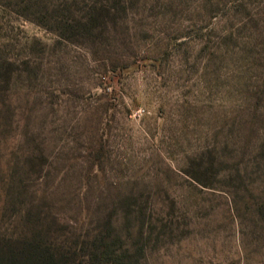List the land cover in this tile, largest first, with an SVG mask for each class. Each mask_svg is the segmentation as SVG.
Returning a JSON list of instances; mask_svg holds the SVG:
<instances>
[{
    "label": "rangeland",
    "instance_id": "obj_1",
    "mask_svg": "<svg viewBox=\"0 0 264 264\" xmlns=\"http://www.w3.org/2000/svg\"><path fill=\"white\" fill-rule=\"evenodd\" d=\"M123 6L65 40L0 0V232L34 202L139 264H264V0Z\"/></svg>",
    "mask_w": 264,
    "mask_h": 264
},
{
    "label": "trees",
    "instance_id": "obj_2",
    "mask_svg": "<svg viewBox=\"0 0 264 264\" xmlns=\"http://www.w3.org/2000/svg\"><path fill=\"white\" fill-rule=\"evenodd\" d=\"M15 1L20 2L21 15L54 30L65 40L81 37L80 30L90 33L99 20L105 23L103 13L113 17L115 11L124 7V0H91V4L85 6L81 0ZM12 65L10 60L0 58V70L6 77ZM93 157L99 161L100 153L96 151ZM134 205L129 201L125 204V218L127 213L134 212L130 210ZM16 227L19 228L16 231L0 232V264H139L144 252L142 246H134L126 240L110 217L104 218L91 232L79 233L75 228L68 229V223L62 218L49 217L34 202L22 212ZM134 228L141 234L143 221L140 219Z\"/></svg>",
    "mask_w": 264,
    "mask_h": 264
}]
</instances>
